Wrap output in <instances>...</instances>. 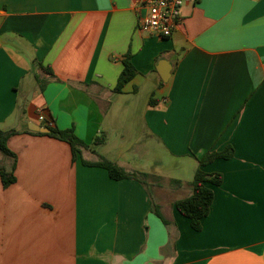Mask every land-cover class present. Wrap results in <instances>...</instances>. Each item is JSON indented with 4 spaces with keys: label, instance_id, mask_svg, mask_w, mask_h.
<instances>
[{
    "label": "crops",
    "instance_id": "obj_1",
    "mask_svg": "<svg viewBox=\"0 0 264 264\" xmlns=\"http://www.w3.org/2000/svg\"><path fill=\"white\" fill-rule=\"evenodd\" d=\"M138 18L135 0H0V131H16V159L0 151L16 177L4 188L0 175V264H264V0H184L169 39ZM128 54L138 74L118 94ZM41 115L90 149L74 159L32 131L49 129ZM141 132L169 175L135 155ZM229 148L232 158L199 166ZM100 156L162 182L115 181L83 163ZM199 168L222 184H208L197 232L175 204Z\"/></svg>",
    "mask_w": 264,
    "mask_h": 264
},
{
    "label": "trees",
    "instance_id": "obj_2",
    "mask_svg": "<svg viewBox=\"0 0 264 264\" xmlns=\"http://www.w3.org/2000/svg\"><path fill=\"white\" fill-rule=\"evenodd\" d=\"M124 69L119 77L118 84L114 90L115 93H123L124 88L136 77L138 71L132 63V56L128 54L124 60ZM50 78L54 77V73L50 68H45L40 66ZM40 87L43 89L46 82L41 83L38 80ZM151 104L155 102L150 101ZM50 133L47 134L57 140L64 141L70 145L73 152L74 159L78 154H81L82 149H90V146L84 141L78 138L73 129L69 130H58L54 126L49 127ZM16 133L15 130L10 131H0V151L7 157L16 159L15 154L8 148L7 142L9 138ZM39 135H45L42 133H37ZM105 143L104 134L97 137L94 141L95 146H99ZM233 157V150L229 148L222 153H208L202 159H197L199 166H206L212 163L216 159H230ZM86 166L100 167L105 169L110 178L115 181H120L124 179L136 180L144 185L152 183H159L160 178L155 175L147 174L137 170L128 171L125 168L119 166L118 164L100 156L99 162L91 163L83 161ZM0 175L2 177L4 188H8L16 183V177L13 171H8L5 168H0ZM172 184L180 185L179 181H172ZM208 184L221 185L222 177L219 174L209 175L205 173L201 168H199L194 179L191 182L192 194L182 200L176 202L175 206L180 214L188 218L191 222V227L197 232L202 230V220L206 218L210 213L211 205L214 201V192L208 187ZM157 215L162 218L159 211H156ZM164 220V219H163ZM164 222H166L164 220Z\"/></svg>",
    "mask_w": 264,
    "mask_h": 264
},
{
    "label": "built area",
    "instance_id": "obj_3",
    "mask_svg": "<svg viewBox=\"0 0 264 264\" xmlns=\"http://www.w3.org/2000/svg\"><path fill=\"white\" fill-rule=\"evenodd\" d=\"M139 12L138 29L161 39L173 36L182 21L184 0H135ZM40 120L47 127L54 126L44 116Z\"/></svg>",
    "mask_w": 264,
    "mask_h": 264
},
{
    "label": "rangeland",
    "instance_id": "obj_4",
    "mask_svg": "<svg viewBox=\"0 0 264 264\" xmlns=\"http://www.w3.org/2000/svg\"><path fill=\"white\" fill-rule=\"evenodd\" d=\"M148 136L144 132L140 133V141L135 149V155L139 157V160L142 164L146 165L149 164L152 167L153 171L161 172L162 174L169 175L170 172L168 170V166L171 165L170 160L166 159L164 153L159 148L156 142H149V145L146 146L148 143ZM160 178V182H162V178ZM150 187L153 188L152 181L149 182ZM183 192H177L175 197H183Z\"/></svg>",
    "mask_w": 264,
    "mask_h": 264
},
{
    "label": "water",
    "instance_id": "obj_5",
    "mask_svg": "<svg viewBox=\"0 0 264 264\" xmlns=\"http://www.w3.org/2000/svg\"><path fill=\"white\" fill-rule=\"evenodd\" d=\"M158 71L161 75V78L164 82H168L170 77H171V71H172V67L170 65L167 64V62L162 61L160 62L159 66H158ZM31 130L32 131H36V132H42V133H49L50 130L48 128H43L37 125H31Z\"/></svg>",
    "mask_w": 264,
    "mask_h": 264
}]
</instances>
